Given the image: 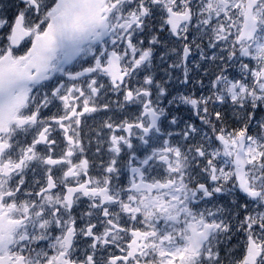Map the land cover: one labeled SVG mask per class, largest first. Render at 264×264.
<instances>
[{"label":"snow or ice","instance_id":"snow-or-ice-1","mask_svg":"<svg viewBox=\"0 0 264 264\" xmlns=\"http://www.w3.org/2000/svg\"><path fill=\"white\" fill-rule=\"evenodd\" d=\"M0 264H264V0H0Z\"/></svg>","mask_w":264,"mask_h":264}]
</instances>
